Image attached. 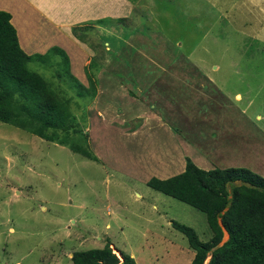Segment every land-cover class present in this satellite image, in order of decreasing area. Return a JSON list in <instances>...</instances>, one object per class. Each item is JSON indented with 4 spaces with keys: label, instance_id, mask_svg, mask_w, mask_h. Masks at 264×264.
<instances>
[{
    "label": "rangeland",
    "instance_id": "rangeland-1",
    "mask_svg": "<svg viewBox=\"0 0 264 264\" xmlns=\"http://www.w3.org/2000/svg\"><path fill=\"white\" fill-rule=\"evenodd\" d=\"M131 1L135 8L125 24L87 32L100 61L99 70L89 69L94 96L77 95L57 53L27 64L60 96L71 99L70 108L98 161L0 121V264H73L72 252L107 241L119 258L121 250L136 264H190L193 250L171 220L193 227L207 241L212 232L205 214L147 186L153 171L135 157L124 133L146 117L152 119L151 110L163 115L165 127L199 145L205 156L210 142L220 154L224 146L240 150L234 157L212 155L211 163L246 167L264 176V159L245 152L247 144L264 149V0ZM105 34L114 38L115 48L119 40H129L121 47L126 56L108 53ZM69 67L89 85L80 62ZM196 68L213 76L206 91L210 97L218 92L219 100L236 101L241 108L251 98L241 128L236 123L204 128L194 121L185 80L201 78L150 73ZM236 93L240 101L233 98ZM195 98L196 105L203 103L201 89ZM190 160L204 169L194 150Z\"/></svg>",
    "mask_w": 264,
    "mask_h": 264
},
{
    "label": "trees",
    "instance_id": "trees-1",
    "mask_svg": "<svg viewBox=\"0 0 264 264\" xmlns=\"http://www.w3.org/2000/svg\"><path fill=\"white\" fill-rule=\"evenodd\" d=\"M10 19L9 12L0 10V121L98 161L70 108L71 99L60 96L27 64L34 60L45 62L53 53L61 55L66 77L77 89V95L82 97L86 92L92 97L96 94L95 80L89 69L99 70V58L93 55L85 66L89 81L86 86L70 72L69 58L59 47L27 54L19 45ZM126 21V17L100 18L75 25L71 32L96 50L87 39L90 27L118 26ZM146 185L205 214L212 232L207 241H201L193 227L171 220L172 227L186 237L194 252L190 264H204L208 257L207 264H264V176L246 167L203 169L187 157L182 172L165 179L153 176ZM219 221L228 232L222 244ZM110 244L107 241L102 247L74 251L70 260L73 264H136L132 256L121 250L119 258Z\"/></svg>",
    "mask_w": 264,
    "mask_h": 264
},
{
    "label": "crops",
    "instance_id": "crops-1",
    "mask_svg": "<svg viewBox=\"0 0 264 264\" xmlns=\"http://www.w3.org/2000/svg\"><path fill=\"white\" fill-rule=\"evenodd\" d=\"M134 8L135 6L131 0H0V10H5L10 13V21L16 29L19 45L27 54L45 53L51 47H59L67 54L70 64L72 61L80 62L84 72L86 66L84 62L87 59L90 60V57L93 55V50L72 34V27L75 25H84L105 17L127 18L131 15ZM97 26L101 28L110 27ZM127 27H129L128 24L125 28ZM107 36L111 35L105 34L104 39L105 44H108V53L112 54L113 58L118 54L126 56L121 53V47L127 43L131 44L128 42L129 40L122 39L123 45L121 44V40H119V46L115 48L114 38L111 36L112 40L109 41ZM136 37L138 38L139 35ZM261 42L264 43V40ZM109 46H112V48ZM126 52L127 54L130 53L129 51ZM70 70L72 71L71 67ZM74 71L80 73L78 67L74 68ZM153 72L159 73L158 78H165L167 74H170L175 77H195L202 79L199 82L190 79L185 80L184 89L188 100H193L192 104L186 105L192 108L193 113L196 111V114L194 113L196 117H193V119H195L194 121H201L202 127L223 126L224 124L232 126L236 123V127L241 128V121L246 120V117L243 119L244 110L250 106L251 98L248 99L246 106L241 108L240 105L235 104V100H241L239 93L233 96L235 99L233 101L235 102L232 103L234 104L229 103L227 99L223 101L219 100L222 94L218 92L210 97L206 94V91L208 89L207 87H210L214 83L211 73L199 71L197 68L182 71L172 69L162 71L153 70L150 73ZM198 89H201L205 100L202 104L196 105L197 99L195 96L196 92L198 93ZM137 102L140 106H143L140 99H137ZM156 112L151 110L152 119L146 117L139 126L136 125L131 130L128 129L124 132L127 140L130 139L129 143L133 145L135 157H139L142 160V164L146 170L152 169V176L164 179L182 172L185 168L183 159L185 156L191 159L193 150L199 154V161L204 166V169H209L219 164L210 162L209 158L212 155H218L221 158V156H228L227 154L229 153L233 157L241 154L239 148L232 146L230 148L224 146V151H226L220 154L221 149H213L212 143L210 142L211 146L205 144V151H211L210 155L205 156L204 150H201L199 145L192 142L189 143L184 136L182 137L178 132L179 135L176 134V131L173 132V129L170 127H165L163 115L160 112ZM151 122L153 125H150ZM146 125L149 126L145 128ZM187 133H190V131H187ZM159 137L167 139L169 144L167 142L164 143V139H160ZM141 141L144 142L141 144ZM247 147L248 150L246 151L245 149V152H257L264 159V155L259 152H264L263 148H254L253 144H247ZM195 163L197 162L195 161ZM218 167L221 168L220 166ZM226 167L233 166H225L223 168ZM193 256L194 252H192V258Z\"/></svg>",
    "mask_w": 264,
    "mask_h": 264
},
{
    "label": "water",
    "instance_id": "water-1",
    "mask_svg": "<svg viewBox=\"0 0 264 264\" xmlns=\"http://www.w3.org/2000/svg\"><path fill=\"white\" fill-rule=\"evenodd\" d=\"M219 223L222 226V222L219 221ZM222 230H223V239L220 242L221 244L228 238V232H227V230L223 226H222ZM206 264H207V262H206Z\"/></svg>",
    "mask_w": 264,
    "mask_h": 264
}]
</instances>
